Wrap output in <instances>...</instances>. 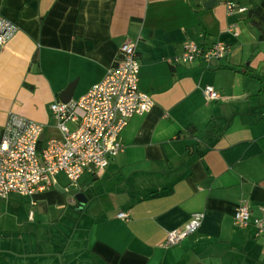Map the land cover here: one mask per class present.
<instances>
[{
	"label": "crops",
	"instance_id": "0c3cea01",
	"mask_svg": "<svg viewBox=\"0 0 264 264\" xmlns=\"http://www.w3.org/2000/svg\"><path fill=\"white\" fill-rule=\"evenodd\" d=\"M207 1L0 0V15L17 27L0 54V131L17 115L42 124L44 140L60 137L51 105L77 101L102 82L125 43L136 47L140 89L154 99L149 113L129 120L124 149L106 170L73 188L87 199L82 210L55 188L68 189L57 179L64 174L36 194L38 204L64 211L59 223L80 214L70 238L49 241L48 257L264 264V234L253 223L264 219V34L248 21L251 13L264 26V0H234L248 10L232 16L225 0L211 9ZM189 42L205 50L222 42L230 51L209 64L171 63ZM207 86L221 99L209 100ZM242 204L252 214L247 228L234 224ZM195 213L203 214L199 229L164 247L168 232L183 230ZM66 241L77 243L69 251Z\"/></svg>",
	"mask_w": 264,
	"mask_h": 264
},
{
	"label": "built area",
	"instance_id": "2783aa9c",
	"mask_svg": "<svg viewBox=\"0 0 264 264\" xmlns=\"http://www.w3.org/2000/svg\"><path fill=\"white\" fill-rule=\"evenodd\" d=\"M225 5L230 16L248 10L234 0H225ZM16 32L17 27L0 15V54ZM229 51L222 42L207 50L189 42L184 45L183 53L170 62L209 64L224 58ZM140 68L136 47L125 43L102 82L77 101L53 103L50 110L57 121L58 138L44 140L42 124L11 115L0 131V200L12 194L33 197L53 187L59 174H64L69 186L74 188L83 176L104 172L110 159L124 149L121 134L129 120L149 113L154 106L152 96L140 89ZM205 93L209 100L221 99L212 86L205 87ZM118 216L128 219L126 212ZM202 219V213H195L183 230L168 232L164 247H174L196 232ZM253 223L258 234H264V219ZM234 224L239 228L252 224L247 205L242 204L236 210Z\"/></svg>",
	"mask_w": 264,
	"mask_h": 264
},
{
	"label": "rangeland",
	"instance_id": "374dc122",
	"mask_svg": "<svg viewBox=\"0 0 264 264\" xmlns=\"http://www.w3.org/2000/svg\"><path fill=\"white\" fill-rule=\"evenodd\" d=\"M55 135L53 130L47 132V137ZM57 179L63 186L69 184L64 175ZM93 183L96 188L102 186V182ZM68 189L73 188L68 186ZM37 201L40 202L37 195L24 197L18 194L0 201V264H64L58 256H47L53 251L49 241L56 236L62 237V242L70 238L71 230L80 221V214L74 213L75 221L69 219L59 223L58 218L64 211L52 204L43 207ZM66 243L67 248L69 243ZM76 243L72 241L67 249L71 251Z\"/></svg>",
	"mask_w": 264,
	"mask_h": 264
},
{
	"label": "water",
	"instance_id": "95a60500",
	"mask_svg": "<svg viewBox=\"0 0 264 264\" xmlns=\"http://www.w3.org/2000/svg\"><path fill=\"white\" fill-rule=\"evenodd\" d=\"M218 0H208L205 4L204 7L206 9H211L214 6V3H216ZM70 100L63 98L62 102L64 103H68ZM55 188L61 192V193H70L71 195L74 196V198L76 199L77 203H78V209L77 210H82L83 207L86 205L87 203V199L85 197V195L80 191V190H74V189H66V190H62L59 186H55Z\"/></svg>",
	"mask_w": 264,
	"mask_h": 264
},
{
	"label": "trees",
	"instance_id": "16d2710c",
	"mask_svg": "<svg viewBox=\"0 0 264 264\" xmlns=\"http://www.w3.org/2000/svg\"><path fill=\"white\" fill-rule=\"evenodd\" d=\"M248 21L252 23V25H254V27H258L262 33L264 34V26L263 23L260 19H257L254 15H252L251 13L248 15ZM264 37V35H263ZM193 131H196V129H192ZM193 134V133H192Z\"/></svg>",
	"mask_w": 264,
	"mask_h": 264
}]
</instances>
